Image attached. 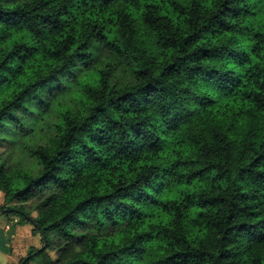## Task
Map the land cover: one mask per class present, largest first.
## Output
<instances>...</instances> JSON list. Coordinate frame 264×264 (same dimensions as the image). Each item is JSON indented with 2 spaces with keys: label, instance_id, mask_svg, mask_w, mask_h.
<instances>
[{
  "label": "trees",
  "instance_id": "16d2710c",
  "mask_svg": "<svg viewBox=\"0 0 264 264\" xmlns=\"http://www.w3.org/2000/svg\"><path fill=\"white\" fill-rule=\"evenodd\" d=\"M209 2V9L202 0H42L32 8L4 0L0 5V148L7 149L0 156V214L31 225L43 247L30 252L24 264H183L174 257L199 264L224 209L227 223L258 215L264 193V0ZM177 45L187 55L169 57L161 77L172 70L169 78L183 75L194 82L211 59L206 54L220 49L227 51L225 63L234 66L223 73L226 87L217 89V98L167 129L177 136V149L194 150L203 166L185 158L157 170L131 150L119 149L104 160L85 144L84 162L76 161L70 180L55 167L40 169L53 148L70 159L73 134L90 132L96 116L84 118L81 110L106 111L85 106L83 98L91 99L98 83L111 87L110 96L122 93L116 100L133 96L142 91L139 83L150 80L157 60ZM130 49L138 55H125ZM69 64L74 71H65ZM185 124L190 129L183 130ZM162 136L140 148L162 152L170 143ZM89 139L103 148L110 138ZM234 157L245 166L234 168ZM115 160L125 172L136 165L144 171L114 184ZM89 185L97 195L84 193ZM82 194L88 198L67 211ZM254 229L240 224L236 230L247 247L222 250L219 264H246V255L255 257L251 264H264L259 254L264 232ZM165 243L185 250L158 258Z\"/></svg>",
  "mask_w": 264,
  "mask_h": 264
},
{
  "label": "clouds",
  "instance_id": "9594fccd",
  "mask_svg": "<svg viewBox=\"0 0 264 264\" xmlns=\"http://www.w3.org/2000/svg\"><path fill=\"white\" fill-rule=\"evenodd\" d=\"M41 2L42 0H17V4L12 6L24 7V5H28L29 8H32L40 5ZM72 2L76 3L77 0H72ZM220 2L222 3L223 0H220ZM202 3L204 9L213 7L209 0H202ZM3 4L4 0H0V5ZM77 15H79V13H77ZM2 26L3 25H0V27ZM249 41L253 44L256 43V41L251 40V37H249ZM80 42L83 41L81 40ZM231 47H237V45L233 44ZM125 55H138V53L130 49ZM181 55H187V53H182L180 51V45H177L174 49H169L167 56L157 60L152 69L150 80L139 83V87L142 91L136 92L135 95L126 97L124 100H116V95H122V93L110 96L109 93L112 91L111 87H106L98 83L95 86V92L89 94L91 99H83L85 100V106L90 105L92 108L100 107L106 111L94 114L89 112L87 107L81 110V116L84 118L89 115L96 116V119L91 124L90 132L81 134V136L78 137L73 134L75 139L68 149V156L70 159L58 157L56 155L58 149L53 148L48 153V162L41 163L40 169L50 170V168L55 167L64 179L70 180L72 178V169L76 166V161L79 160L81 165L84 162L83 155L86 149L83 148V145L85 144L95 149L96 153L102 155L104 160H111L112 156H114L119 149L131 150L134 154L139 155V160L144 161L145 166L151 162L157 170L169 168L175 160H184L185 158L189 160L199 159L201 161L200 166H203V158L198 156L194 150L185 151L183 145H180L177 149V136L167 134V129L175 126L182 120H187L190 115L198 112L200 107L208 102L209 98H217L219 96L217 89L226 87L227 78L223 76V73L229 69H233L234 66L230 63H225L223 58L227 55V51L220 49L206 54L211 59L203 62L205 71L199 73L198 78H194V82L189 81L183 75L169 78V74L172 70L164 73V76L161 77L160 74L164 72L167 63L170 62L169 57L175 59ZM189 59H191V57H189ZM253 59H255V57H253ZM188 67L191 68L192 66L189 65ZM262 67H264V65H262ZM212 69H216V71L214 72ZM235 70L239 71V69ZM65 71L72 72L74 69L72 65L69 64ZM97 79H99V77H97ZM101 95L103 99L98 98ZM109 101H113L111 107L109 106ZM71 118L76 117L73 116ZM82 122L83 121L78 120V124ZM78 124L72 126L78 127ZM190 127L189 124H185L183 130H188ZM203 127L207 126L203 125ZM137 129L140 133L139 136L134 134ZM162 134L164 135L162 136ZM59 135H64V133L61 132ZM89 136H104L110 139L103 148H97L96 145L90 141ZM161 136L165 141H170L169 146L162 152L153 154L144 152L140 148L141 144L146 147L147 144L155 140L156 137ZM57 139H59V136H57ZM44 143H47V141H44ZM177 150L183 154L178 156L174 155V151ZM230 163L234 168L245 166L244 163L239 162L235 157ZM111 166L113 168L119 167V171L115 176L110 177L114 184L123 179L125 175L130 179H135L144 171L143 168L136 165L131 172H125L124 164L120 160L112 161ZM47 179L48 178L45 177V180ZM40 183H44V181ZM83 191L88 195L98 194L93 191L92 185H89L88 188H85ZM244 191L250 192L251 189L244 188ZM105 194L107 195L108 193ZM88 195H80L78 200L72 202L68 206L67 211H72L75 207V203H78L79 200L88 198ZM117 195H119V193ZM257 203L259 204V206L255 208V211L258 213L257 216L254 218L237 217L230 223L226 222L228 212L227 209H224L221 216L217 219V228L213 229L211 233L212 238L209 240L206 249L208 255L204 256L199 261V264H219L217 257L222 250L239 251L247 247V239L239 235L236 230L240 224L255 225L254 231L264 232V193H261V200L257 201ZM99 211L100 209H97V212ZM228 229H232V231L228 232ZM233 237L236 238L233 239ZM222 240L223 243H221ZM76 250L80 251L79 248ZM177 250L184 251L185 249H177L175 246L169 249L167 243H165L163 250L158 253V258H165L166 255H173V252ZM259 254L264 258V249H262ZM253 259H255V257L252 255H246L244 257L246 264H251ZM174 260L182 261L183 264H188L183 257H174ZM169 264H171V262H169Z\"/></svg>",
  "mask_w": 264,
  "mask_h": 264
},
{
  "label": "rangeland",
  "instance_id": "374dc122",
  "mask_svg": "<svg viewBox=\"0 0 264 264\" xmlns=\"http://www.w3.org/2000/svg\"><path fill=\"white\" fill-rule=\"evenodd\" d=\"M6 153V148H0L2 158ZM41 248L40 236L32 233L31 225L24 224L16 216L0 214V264H20L30 252Z\"/></svg>",
  "mask_w": 264,
  "mask_h": 264
},
{
  "label": "water",
  "instance_id": "95a60500",
  "mask_svg": "<svg viewBox=\"0 0 264 264\" xmlns=\"http://www.w3.org/2000/svg\"><path fill=\"white\" fill-rule=\"evenodd\" d=\"M9 211H10V210H9ZM42 248H43V247H42ZM42 248L39 249V250H42ZM26 260H27V257H25V259H24L20 264H24Z\"/></svg>",
  "mask_w": 264,
  "mask_h": 264
}]
</instances>
